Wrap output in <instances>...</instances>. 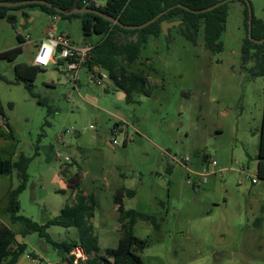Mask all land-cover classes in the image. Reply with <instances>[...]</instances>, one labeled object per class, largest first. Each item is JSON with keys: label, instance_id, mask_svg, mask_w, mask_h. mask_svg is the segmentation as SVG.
Instances as JSON below:
<instances>
[{"label": "rangeland", "instance_id": "1", "mask_svg": "<svg viewBox=\"0 0 264 264\" xmlns=\"http://www.w3.org/2000/svg\"><path fill=\"white\" fill-rule=\"evenodd\" d=\"M249 2L253 14L264 17V0ZM243 6L241 0L227 1L220 36L223 49L214 54L204 48L202 32L192 44L183 35L182 22L150 36L133 69L151 67V95L134 94L130 101L103 69L96 68L94 77L85 66L76 89L62 73V65L39 70L31 94L15 81L14 65L31 64L52 19L33 6L0 17V52L17 45L22 49L14 60L0 59L4 112L0 120L5 117L13 131V138L0 146V155L16 162L27 158L18 214L43 224L58 215L77 191L93 195L90 223L104 253L116 247L120 237L113 195L124 188L134 191L123 197L125 209L156 221L157 228L142 219L132 228L136 236L148 240L138 252L144 264H264L261 185L252 187L237 171H224L194 190L185 181V169L168 156L206 149L219 165L237 169L248 161L246 152L255 153L264 77H250L242 68ZM51 30H63L74 43L95 37L82 34L78 16H57ZM17 35H28L29 41L19 43ZM114 123L119 124V143L111 147ZM126 136L133 139L123 144ZM249 166L246 170L252 173ZM77 172L79 185L72 190L68 180ZM20 182L17 169L0 175V221L15 233L19 226L9 220L5 192ZM47 232L58 242L78 238L75 227L50 225ZM16 237L27 244L26 252L39 250L50 259L56 257L36 232ZM27 255L23 254L25 261Z\"/></svg>", "mask_w": 264, "mask_h": 264}, {"label": "trees", "instance_id": "2", "mask_svg": "<svg viewBox=\"0 0 264 264\" xmlns=\"http://www.w3.org/2000/svg\"><path fill=\"white\" fill-rule=\"evenodd\" d=\"M20 1V0H5ZM54 6L62 9H68L74 0H48ZM102 5L97 9L109 14L123 24H140L153 17L158 12L168 8L171 5L181 3L191 9H201L214 4L219 0H101ZM242 13L244 17L245 37L240 48V59L242 68L250 77H264V40L261 43H255L248 37L247 33V6L244 0ZM81 6V1L79 2ZM226 3H223L211 10L193 13L181 7H174L162 14L154 22L139 29H125L119 25L112 24L108 20L89 12L65 15L56 12L54 8L43 4H27L16 7L0 6V17L8 15L10 10H19L24 7H38L46 15H57L59 17L70 18L78 16L80 18L82 34L85 37L95 35L98 38L93 40V48L90 52V59L87 66H99L103 68L112 83L123 90L125 99L132 100L134 94L151 95L148 84L146 69H133L137 63L142 48L150 36H158L161 33L160 22L162 20L181 19L185 25L186 31L183 35L194 45L197 44L199 32H202L203 46L211 54L222 51L223 44L220 40L221 33L227 18ZM252 7V5H251ZM253 14V10H252ZM251 37L253 39L264 38V17L252 15ZM19 43L24 42L22 35H17ZM22 51L21 46L0 52V59L14 60ZM150 70L151 67L149 68ZM39 70L37 66L25 63H16L14 65L15 81L22 82L28 91L32 94L33 81ZM74 88V87H73ZM76 89V88H74ZM0 115H4L0 105ZM3 138H13V131L8 128L6 132H0ZM126 142H123V144ZM194 159L204 160L208 154L194 151ZM27 158L21 156L19 161H12L11 158H4L0 155V175H8L13 169L18 170V176L21 182L14 189L9 191V203L6 206L9 220L19 226L17 233L10 227L0 221V264H15L21 254L26 250L25 242H17L16 234L22 238L31 232H36L38 237L51 249L56 251L60 257L56 264H63V261L71 259L68 254L74 245H80L83 251L88 255L85 264H144L139 255L147 244L148 240L136 236L133 231V225L138 219L147 220L156 227L154 217L140 213L135 209H125L122 199L134 194L133 190L118 188L113 195V202L116 205L118 213L120 237L117 246L106 248L104 253H100L98 246V237L93 232V226L90 223L92 214V205L94 204L93 195H83L82 192L73 194V199L65 203L58 215L50 218L43 224L37 223L30 218L18 214L19 201L18 196L25 183L24 167ZM256 176L261 183H264V94L261 122L258 137V153L254 158ZM169 167L168 170H170ZM80 181L79 172L75 173L68 180V185L75 190ZM50 225L62 227H75L78 231V238L71 241H55L47 232ZM32 258L36 257V252ZM42 259L47 260L42 254ZM44 264V263H42Z\"/></svg>", "mask_w": 264, "mask_h": 264}, {"label": "built area", "instance_id": "3", "mask_svg": "<svg viewBox=\"0 0 264 264\" xmlns=\"http://www.w3.org/2000/svg\"><path fill=\"white\" fill-rule=\"evenodd\" d=\"M81 6L96 8L103 4L101 0H80ZM79 1V2H80ZM51 21L54 22L57 15H50ZM29 41V36L24 38V41ZM93 41L84 39L80 43H74L70 38L64 33L53 32L48 30L43 39L40 40L36 46L35 53L32 58L31 65L37 66L39 68H46L48 66H61L62 73L67 77L74 88H76L78 72L86 66V63L90 59V52L93 48ZM89 72L93 73L95 77V69L88 68ZM98 83L100 81L96 80ZM67 100H70L68 98ZM92 127V125H90ZM118 125L112 126L110 129L112 134V139L110 141L111 145H118V140L116 138V133L118 132ZM72 133L71 129L66 130ZM132 136H126L123 142L131 141ZM166 152H161L165 155ZM170 154V155H169ZM169 158L172 162L178 163L185 169V181L194 190L199 189L203 184H205L210 177H220L224 171H237L240 175L249 179L252 184H257L261 182L256 176V169L252 173L247 172V170L240 166V168L227 167L219 165L218 161L213 157L208 155L204 160L194 159L190 152L177 156V154L168 153ZM68 256L71 258L69 260L63 261V264H85L88 255L83 251L80 245H74L70 250ZM32 260L38 263L52 264L48 260L42 259L41 256L37 258H32Z\"/></svg>", "mask_w": 264, "mask_h": 264}, {"label": "water", "instance_id": "4", "mask_svg": "<svg viewBox=\"0 0 264 264\" xmlns=\"http://www.w3.org/2000/svg\"><path fill=\"white\" fill-rule=\"evenodd\" d=\"M79 1L80 0H74L72 5L68 9H62L60 7L54 6L48 0H20V1L0 0V6L16 7V6H22V5H27V4H43V5H46L48 7H52V8H54V10L56 12H60V13H63L65 15L89 12V13L96 14V15L104 18L105 20H108L112 24L119 25L122 28H125V29H139V28H143V27L147 26L148 24L154 22L162 14H164L166 11H168V10L174 8V7H181V8H184L185 10L191 11L193 13H201V12H205V11L211 10V9H213V8L223 4V3H226L227 1H230V0H219V1L215 2L214 4H212L210 6H207V7H204V8H201V9H191V8H188L187 6L182 5L181 3H177V4L171 5L168 8L158 12L153 17H151L150 19H148L145 22H142L140 24H123V23H121L118 20V18L113 17V16H111L109 14H106L105 12H103V11L97 9V8L80 6L79 5ZM244 2L246 3V6H247V33H248V37L252 41H254L255 43H261L264 40V38H262V39H253L251 37V21H252V15H253L252 14V7H251V4H250L249 0H244ZM22 9L23 8H21L19 10H22ZM21 15L26 17V18L29 17L28 14L23 13V12L21 13ZM28 20L31 21L32 17H29ZM10 21L14 22L15 20H10ZM181 22H182V20H180V19L179 20H169V21L162 20L160 22L161 31L163 33H166L167 29L169 27L177 26Z\"/></svg>", "mask_w": 264, "mask_h": 264}, {"label": "crops", "instance_id": "5", "mask_svg": "<svg viewBox=\"0 0 264 264\" xmlns=\"http://www.w3.org/2000/svg\"><path fill=\"white\" fill-rule=\"evenodd\" d=\"M47 16H50V15H47ZM52 24L54 25V22H50V27L48 28V30H51V26H52ZM47 30V31H48ZM46 31V32H47ZM52 31V30H51ZM63 33H64V31L63 30H61ZM45 32V33H46ZM68 37H69V34H67V33H65ZM45 35V34H44ZM96 38H98L97 36H95V37H91V39L90 40H95ZM84 39H86V38H82L81 40H80V42L81 41H83ZM89 40V39H88ZM79 42V43H80ZM147 64H148V62H147ZM147 64H145L144 63V65L147 67ZM87 69L89 68V66H85ZM90 68H92L93 70L94 69H96V68H98V69H100V70H102L103 68H100L99 66H90ZM150 67H149V65H148V67H147V69H146V72H145V74L147 75V80H148V82H149V78H150V69H149ZM104 70V69H103ZM105 71V70H104ZM80 72V71H79ZM79 72H78V74H79ZM106 72V71H105ZM100 73H101V71H100ZM108 77V76H107ZM263 107V106H262ZM261 115H262V113H261ZM118 120H120V121H123V122H125L126 123V119H123V118H121V117H118L117 118ZM125 120V121H124ZM261 122V121H260ZM114 125H118V128H119V124L118 123H114L113 124V126ZM132 126V125H131ZM8 128H10L11 130H12V128H11V126H10V124H9V122H8V120L5 118V117H3V119H1L0 120V132H6L7 130H8ZM74 133H78V131L77 130H74ZM92 135H95V130H92L91 132H90ZM258 137H259V133H258ZM0 139H2V141L0 140V146H5L6 145V141H10V139H7V138H3V137H1L0 136ZM109 145L111 146V147H113V145H111L110 144V142H109ZM197 151H200L201 153H207L208 155H210V156H212L210 153H209V151H207L206 149H202V150H197ZM194 152V151H193ZM193 152H190L191 154L193 153ZM257 153H258V141H257V149H256V151H255V153L253 154V155H250L249 153H245V155H246V159L248 160V161H246V164H243L242 163V166L245 168V169H247V170H249L250 168V163L252 164V169H255V161H254V158H255V156L257 155ZM2 156V155H1ZM196 160H198V159H196ZM169 164H167L166 166H165V170L168 172L169 170ZM215 178H217V177H215ZM252 184V183H251ZM253 186L252 187H255V186H258V185H261V187L264 189V183H261V182H259V183H257V184H252ZM9 191H10V189H8L6 192H5V194H9ZM263 198H264V194H263ZM115 205V204H114ZM263 208V210H264V205H263V207H260V210ZM115 209H116V205H115ZM258 218V217H257ZM256 218V219H257ZM2 222V221H1ZM2 223H4V224H6L5 222H2ZM16 239H17V237H16ZM17 242H24V241H20V240H18L17 239ZM36 250V249H35ZM51 250H53V249H51ZM26 251H28L27 250V248H26V250L21 254V256L19 257V259L17 260V262L15 263V264H42V263H38V262H36V261H34V260H32V256H33V253L31 254V253H28V252H26ZM37 252L35 253L36 254V257H34V258H37V255H38V253L39 254H42L39 250H36ZM54 251V250H53ZM55 253H56V251H54ZM28 254L27 255V261H25V259L24 258H22V257H24L23 256V254L25 255V254ZM100 253H103L102 251H101V249H100ZM49 262H51L52 264H56L57 263V261L59 260V256L56 254V257L55 258H53V259H50L49 257H48V255L47 256H45V255H43ZM52 256H54V255H52Z\"/></svg>", "mask_w": 264, "mask_h": 264}]
</instances>
